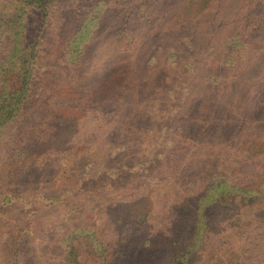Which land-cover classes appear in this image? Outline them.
I'll use <instances>...</instances> for the list:
<instances>
[{
	"label": "rangeland",
	"instance_id": "obj_1",
	"mask_svg": "<svg viewBox=\"0 0 264 264\" xmlns=\"http://www.w3.org/2000/svg\"><path fill=\"white\" fill-rule=\"evenodd\" d=\"M42 1L0 0V83L14 47L16 59L35 44L37 58L29 99L0 133V264L8 255L14 264L22 257L25 264H72L71 249L77 264H264V208L241 207L238 197L215 202L217 175L232 166L227 149L209 164L197 148L178 171L162 166L165 145L190 124L214 61L262 3ZM181 23L184 29L174 27ZM176 55L177 83L170 71ZM71 57L82 65L69 67ZM168 71L173 81L158 84ZM18 84L13 77L7 89ZM90 90L96 100L87 115L57 116L74 118V127L34 133L44 113L81 106L80 94ZM138 122L145 123L141 137ZM221 125H210L213 137ZM172 204L179 206L174 217ZM12 236L14 249L7 247ZM241 250L249 253L234 259Z\"/></svg>",
	"mask_w": 264,
	"mask_h": 264
},
{
	"label": "trees",
	"instance_id": "obj_2",
	"mask_svg": "<svg viewBox=\"0 0 264 264\" xmlns=\"http://www.w3.org/2000/svg\"><path fill=\"white\" fill-rule=\"evenodd\" d=\"M39 7L44 5L42 0ZM262 3L260 9L246 23L237 25L235 35L230 39L223 51L225 56L214 61L217 66H212V72L208 75L209 86L202 90V96L193 101V113L191 122L187 127H180L175 130V138L165 145L163 151L164 172L178 171L182 165L185 154L195 149H205V159L209 164L215 157L227 149V155H231L232 166L225 175H217L218 179L213 189L216 193V199L219 203V197L228 196L232 199L238 197L241 207L248 206L252 208H264V0H258ZM147 7V4H144ZM186 23L176 24L174 27L179 30L184 29ZM22 46V45H21ZM15 47L9 53V68L5 71L0 83V133L3 127L8 123H13L17 116L24 108V104L29 99L31 82L34 79L36 50L35 44L22 46L16 59L13 58ZM126 51H120L124 54ZM81 59L70 58L67 64L71 68H77L82 65ZM175 66L170 71L175 75L176 83L181 79L179 55H176ZM169 71L166 78L160 76L159 83L173 81ZM17 78L19 84L17 88L9 90L8 82L12 78ZM131 85V89H132ZM128 88L125 92H130ZM206 92V93H203ZM119 96V95H117ZM179 93L174 91L170 98L178 97ZM83 101L81 106L67 107L61 109L54 106V114L46 112L41 117L40 129H34V133L39 132V137L43 138L50 135L55 130L59 131L65 126V129L74 127V118L68 120L60 119L57 116L62 112L75 111L79 115H87L92 109L88 104L95 102L96 98L93 92L86 91L80 94ZM172 101V100H171ZM96 105L98 103H95ZM144 102L139 105L143 108ZM252 110L251 119H248V112ZM134 112V111H132ZM222 122L218 136L213 137L210 129L212 123ZM123 126L132 127L126 122L121 123ZM136 132L141 137L145 131V123L138 122L133 125ZM207 136L205 140L204 137ZM33 140H37L33 138ZM41 142V141H40ZM44 143L35 145L40 149ZM18 145L12 144V148ZM81 155L82 151H79ZM196 156V155H194ZM193 156V157H194ZM26 160V159H23ZM181 194H176L175 201L181 199ZM48 200L56 199L48 197ZM234 207V205H232ZM179 206L171 205V216L174 217ZM261 210V209H260ZM240 212V211H238ZM263 215V214H262ZM264 216V215H263ZM264 226V221L262 222ZM178 225L175 226V228ZM174 227L172 228V230ZM166 235L170 234L168 229H164ZM12 236L8 246L19 247V243L14 241ZM143 257V251L136 252ZM248 254L241 250L235 255L236 260H241L243 254ZM129 250L126 249L124 255L129 256ZM68 260L72 264L76 263V254L73 249L68 253ZM20 261L25 264L24 258ZM6 264H14L9 257Z\"/></svg>",
	"mask_w": 264,
	"mask_h": 264
}]
</instances>
